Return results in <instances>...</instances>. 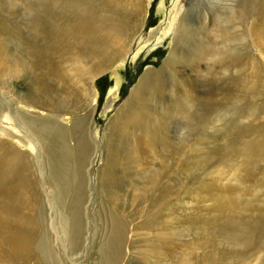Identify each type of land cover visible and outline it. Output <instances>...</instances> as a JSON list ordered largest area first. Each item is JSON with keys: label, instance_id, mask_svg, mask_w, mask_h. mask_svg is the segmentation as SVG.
I'll use <instances>...</instances> for the list:
<instances>
[{"label": "rangeland", "instance_id": "obj_1", "mask_svg": "<svg viewBox=\"0 0 264 264\" xmlns=\"http://www.w3.org/2000/svg\"><path fill=\"white\" fill-rule=\"evenodd\" d=\"M39 79L82 134L23 184L0 116V264H264V0H0V106Z\"/></svg>", "mask_w": 264, "mask_h": 264}, {"label": "bare ground", "instance_id": "obj_2", "mask_svg": "<svg viewBox=\"0 0 264 264\" xmlns=\"http://www.w3.org/2000/svg\"><path fill=\"white\" fill-rule=\"evenodd\" d=\"M227 14V18L231 17V15H234V9L228 11ZM147 15V11L142 13L140 17L141 24L142 21L144 24ZM70 18V14L66 16L64 26L65 32L69 35L74 30H76V25L72 24ZM174 20H176V17H174L169 23L168 29L171 30L172 27H174ZM35 23L38 24V22ZM42 30L43 28L39 27L38 31L34 33L37 37L28 38V41H26L27 46H33L36 53L39 51V49L35 43L38 40L40 33L44 31ZM164 31L165 33L163 34L166 35V28ZM119 32V30L112 32L110 35L112 39L110 41L114 42V39H118ZM91 37L94 38L93 40L96 44L102 41L99 38H96L94 34H92ZM138 39L141 42L142 37ZM157 39L160 41L161 36H159ZM137 43L139 42L137 41ZM175 54L176 51L175 48H173L171 50V54L169 55V69H171L173 66L172 60L176 58ZM107 63L110 64L111 61L107 60ZM176 65H178V63ZM113 68L118 67L114 66ZM160 71H156V73L152 69H147L144 72L138 85H134L131 90L132 102H135L140 98L145 85L149 84L150 82H154L156 79L161 80L164 77V73L166 72ZM37 81V86L34 89L31 87L30 98H26L23 93H17L16 95L12 94V102L10 105L8 107L6 106L7 108H2V105L0 106V116L4 117L2 127L5 125L4 129L9 135V137L4 141V150L7 153V157L17 163L9 166L6 169L4 176L14 179L19 183L22 182L23 184H25V177L19 172L21 169L20 165L27 156L38 157L42 154V156L46 158L50 164V168H52L55 172L63 164V162L67 161V163H69V153L71 154L72 147L66 149L67 146L65 145V142H67V138L69 136L71 137L72 134L78 135V131L80 134H82L80 130L82 128L81 124H83V118L73 117V125L69 126L67 121H65V115L67 113L71 114V110L67 106V103H65V101L62 99L59 100L56 98H50L48 86L41 79ZM95 95L97 103L90 108L89 112L92 113L89 114L91 122L98 107V90L95 91ZM9 142L15 143L16 149L13 150L12 148H9ZM87 149L84 147L81 154L86 155ZM53 175L55 174H52V176ZM28 235H30V233H28Z\"/></svg>", "mask_w": 264, "mask_h": 264}]
</instances>
